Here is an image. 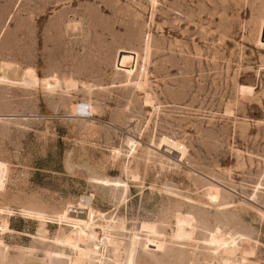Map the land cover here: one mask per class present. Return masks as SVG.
Segmentation results:
<instances>
[{
    "label": "rangeland",
    "instance_id": "374dc122",
    "mask_svg": "<svg viewBox=\"0 0 264 264\" xmlns=\"http://www.w3.org/2000/svg\"><path fill=\"white\" fill-rule=\"evenodd\" d=\"M263 22L264 0H0V66L39 79L0 86V264H264Z\"/></svg>",
    "mask_w": 264,
    "mask_h": 264
},
{
    "label": "bare ground",
    "instance_id": "6f19581e",
    "mask_svg": "<svg viewBox=\"0 0 264 264\" xmlns=\"http://www.w3.org/2000/svg\"><path fill=\"white\" fill-rule=\"evenodd\" d=\"M261 34L264 35V22L261 24V26L259 28V32H258V38H259L258 39V44L260 46L264 47V40L260 39V35ZM117 65L120 68L132 69L133 66H134V55L133 54H129V53H120V55L118 57ZM0 67H1L0 68V86H8V87L12 88L15 85H21L22 87L30 88V87H35L36 85L39 84V79L37 78V76L35 75V72L32 69H26L23 72L22 77L20 79L21 82L18 83L19 82L18 80H17L18 82H16L11 76H9L4 71L3 68H5V67L8 68L7 65H3L2 64ZM41 84H42L44 90L46 89V90H53V91L56 90V88L59 89L58 86H60L59 85V80L56 79V78L45 79V80H43L41 82ZM68 85H70V84H68ZM87 89H89L88 86H87ZM239 90L242 93H250V94L252 93L251 92L252 88H250V87L241 86ZM72 111H73V113H76V114L80 115V117H90V116L93 115V107H92V105L90 103L76 104V105H74L72 107ZM130 144H131L130 147L132 149V145L134 144V142L130 141ZM161 147H166L167 150H164L163 152H166L168 154L171 152V154L174 155L175 158L183 159V157L185 156V153H186V148L183 145H181L179 142L171 140L168 137H163L160 140V142L158 144V148H161ZM6 173H7L6 165L4 163L0 162V190L4 187V182H5V179H6ZM131 177H132L131 179L136 178L135 174L131 175ZM207 192H208V197L212 201L213 200H217V198L219 196V190L217 188H211L210 187V189ZM87 204L88 203L86 202V206H87ZM84 205H85L84 203L83 204L79 203L78 204L79 209H83L84 207H86ZM68 209H70V208L68 207ZM68 209L66 211H64L65 213L63 214L62 219H64L67 222L83 223V220H82L83 217L81 215L79 216L77 214V216H76L74 214L68 213ZM88 209H89L88 217H90V215L93 213V211L89 207H88ZM83 224L85 225V227L89 228V225L87 223H83ZM143 225H145V223H143ZM152 226H153L152 224H151V226L150 225L149 226L145 225L142 230H145L144 228H146V231H148L149 234H155L154 227H152ZM0 230H7V223H1L0 224ZM91 234L96 235V233H94L92 230H91ZM191 234H192V231H187L184 228L179 227L177 232H176V238H177V236L178 237H182V238L184 236L189 237V235H191ZM65 241L70 246L77 248L78 247V243L84 241L83 233L80 232V233H78L76 238L70 237V238H67ZM210 242L216 244L218 247H222L223 248L222 249L223 253H225L227 255H234L235 252H236V248L232 244V242L229 244L230 246H228L227 245L228 244L227 240L221 234H213V235H211L210 236ZM110 243H113V242H110ZM133 243L134 242L132 241V244ZM114 245L115 246H119L120 244L116 243ZM156 247L160 249L161 245L159 243H157ZM0 250L2 251V249H0ZM88 254H89V251L79 249L78 250V255L73 260L72 264H85V261H86V259L88 257ZM128 261L130 262V260H128ZM226 264H230V263H226ZM232 264H234V263H232Z\"/></svg>",
    "mask_w": 264,
    "mask_h": 264
}]
</instances>
